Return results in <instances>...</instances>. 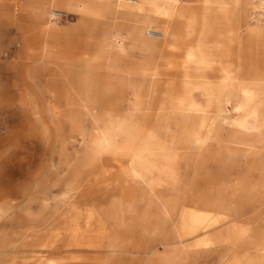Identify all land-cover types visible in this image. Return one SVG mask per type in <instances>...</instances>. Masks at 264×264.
Segmentation results:
<instances>
[{
  "label": "rangeland",
  "instance_id": "374dc122",
  "mask_svg": "<svg viewBox=\"0 0 264 264\" xmlns=\"http://www.w3.org/2000/svg\"><path fill=\"white\" fill-rule=\"evenodd\" d=\"M257 2L0 0V264H264Z\"/></svg>",
  "mask_w": 264,
  "mask_h": 264
},
{
  "label": "bare ground",
  "instance_id": "6f19581e",
  "mask_svg": "<svg viewBox=\"0 0 264 264\" xmlns=\"http://www.w3.org/2000/svg\"><path fill=\"white\" fill-rule=\"evenodd\" d=\"M257 5L261 8L264 9V0H258ZM135 16V14H134ZM156 21L163 23V24H169V18L165 15H157L156 16ZM134 30L136 32H140L143 30H149V26L144 24V23H140V22H136L133 26ZM171 32V28L169 25H166L165 27H163L161 30L156 31L154 34H156L157 36H160L158 39H163V37H166L167 35H169V33ZM237 87V86H236ZM235 88V87H234ZM242 89V92L244 93V95L250 96V98L252 97L253 92L248 89V88H243L240 87ZM239 89V88H238ZM249 98V99H250ZM243 99V98H242ZM234 106V105H233ZM245 118H249L248 115L245 116ZM246 121H244L245 123ZM250 126V125H249ZM239 127V126H238ZM244 128V127H243ZM244 131V130H243Z\"/></svg>",
  "mask_w": 264,
  "mask_h": 264
}]
</instances>
